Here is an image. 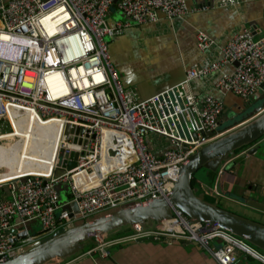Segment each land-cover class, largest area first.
I'll use <instances>...</instances> for the list:
<instances>
[{"label":"built area","instance_id":"obj_1","mask_svg":"<svg viewBox=\"0 0 264 264\" xmlns=\"http://www.w3.org/2000/svg\"><path fill=\"white\" fill-rule=\"evenodd\" d=\"M220 3L231 6L238 0ZM115 4L0 0V121L5 119L14 130L11 114L16 121L28 114L59 127V150L47 175L0 183V264L12 251L41 238L20 240L27 224L38 222L47 235L62 227L57 185L69 187L70 202L78 208L74 221L170 194L185 160L218 137L204 134L216 130L224 110L220 99L207 95L200 101L189 92L190 82L218 72L215 90L223 96L250 100L264 90V36L254 39L245 30L222 47L220 60L191 67L182 82L137 99L113 65L108 41L131 25L157 23L161 15L171 23L188 7L186 0H120L117 7L127 20L108 26L106 17ZM196 38L200 50L213 44L205 34ZM227 67L230 73L223 71ZM149 136L165 140L166 146L152 152ZM61 150L77 154L73 169L66 170L72 159L63 156L59 162ZM58 170L64 172L56 177ZM173 216L166 224L138 225L113 240L97 237L87 254L107 257L116 244L172 240L196 244L217 264H237L240 252L264 263V253L231 232L192 222L179 211Z\"/></svg>","mask_w":264,"mask_h":264},{"label":"crops","instance_id":"obj_2","mask_svg":"<svg viewBox=\"0 0 264 264\" xmlns=\"http://www.w3.org/2000/svg\"><path fill=\"white\" fill-rule=\"evenodd\" d=\"M118 2L111 7L106 17L108 26L127 20L117 7ZM186 4L188 12L171 23L161 15L157 23L131 25L108 41L111 60L123 85L137 99L148 98L182 82L191 67H204L220 60L222 47L245 30L254 39L264 36V0H238L236 5L231 6L222 5L220 0H186ZM199 33L205 34L213 42L207 50H200L197 46L196 37ZM223 71L230 73L232 68L227 67ZM219 76L217 72L194 80L187 88L200 101L207 95L220 99L224 105L220 121H226L240 105L254 98L242 100L232 94L223 96L215 90ZM260 93H264V90ZM10 117L14 130L0 137V141L4 138H16L17 141L9 146L0 145V183H4L2 174L7 180L28 174L47 175L59 149V127H55L54 123H39L29 115L18 121L13 114ZM148 141L154 153L166 146V141L159 138L149 136ZM252 149L256 151L247 154ZM235 156H245L235 170L227 172L222 179H216L215 173H208L211 180L215 178L213 183L195 184L206 201L264 224V137L238 150ZM58 189L60 204L70 202L69 187L61 184ZM214 189L218 195L214 194ZM4 193L9 197V193ZM247 198L259 203L262 211L249 207ZM60 216L59 211L57 221ZM35 226L41 232L38 222L31 225L32 232L35 233ZM59 226H66V220ZM131 230H119L104 238L106 241L113 240ZM94 246V242H89L80 254L54 261L53 264H217L199 246L181 244L180 241L140 240L120 243L108 248L107 257L97 253L88 255L87 252ZM237 264L264 263L240 252Z\"/></svg>","mask_w":264,"mask_h":264},{"label":"water","instance_id":"obj_3","mask_svg":"<svg viewBox=\"0 0 264 264\" xmlns=\"http://www.w3.org/2000/svg\"><path fill=\"white\" fill-rule=\"evenodd\" d=\"M78 131L79 129H76V133ZM69 133L70 128L66 127L64 134ZM215 136H218L216 140L185 160L170 194L106 211L84 221H74V217L78 215L76 203L66 201L62 204L61 202L62 206L59 210L61 216L58 218V223L62 224L66 220V223L72 221L73 225L60 227L54 233L47 235L42 230L37 234L32 232L31 225L37 223L27 224L19 235V239L25 240L29 236L38 235L41 238L23 246L19 252L12 251L9 254V260L4 264H53L54 261L80 254L86 245L89 242H94L97 237L129 229L135 225L152 227L171 220L175 211H179L195 223H208L212 227L227 230L259 252L264 253V224L206 201L198 193L197 187L192 185L194 173L201 168L206 170V175L215 173L216 179H222L227 172L235 170L244 160L245 156H235L236 152L251 146L264 137V93H260L257 98L240 105L228 120L222 119L214 132L204 134L205 138ZM149 146L152 149L151 143ZM183 151L186 150L183 149ZM255 151L256 149H252L247 154H252ZM63 156L73 160L68 164L66 170L73 169L76 165L77 154L67 156L61 150L58 155L59 162ZM63 172L58 170L55 172V176L59 177ZM58 190L56 188L57 193ZM2 191L8 193L6 184L3 185ZM60 201L61 198H59V205ZM247 204L253 209L262 211L258 206L260 204L252 202L249 198H247ZM180 243L190 242L180 241Z\"/></svg>","mask_w":264,"mask_h":264},{"label":"rangeland","instance_id":"obj_4","mask_svg":"<svg viewBox=\"0 0 264 264\" xmlns=\"http://www.w3.org/2000/svg\"><path fill=\"white\" fill-rule=\"evenodd\" d=\"M2 121H0V137H2L3 135H8L11 134L13 132V130L11 129L10 125L8 124V122L5 119H1ZM15 141H17L16 138H4L3 140L0 141V145L6 146V145H12ZM206 170L201 168L199 169L197 172L194 173L193 175V180L194 182L199 183H205V184H210V178H208V176L205 174ZM73 223L69 224L68 226H72ZM34 231L37 234L40 229L38 226L34 227ZM201 250H203V248H200Z\"/></svg>","mask_w":264,"mask_h":264},{"label":"bare ground","instance_id":"obj_5","mask_svg":"<svg viewBox=\"0 0 264 264\" xmlns=\"http://www.w3.org/2000/svg\"><path fill=\"white\" fill-rule=\"evenodd\" d=\"M3 39H4V40H5V39H8V40H15V39H13V38L10 37V36H4ZM27 115H28V114H27ZM58 150H59V149H58ZM2 168H5V167H1V169H2ZM1 174H2V173H1ZM28 175H34V174H28ZM28 175H23V176H28ZM37 175H39V176H43V175H41V174H37ZM37 175H36V176H37ZM2 176H3V179H4V180H3L4 183L19 178V177H17V178H13V179L7 180V177H5L3 174H2ZM20 177H21V176H20ZM3 181H2V182H3ZM58 186H59V185H57L56 188H58ZM56 192H57V191H56ZM71 200H72V197H71ZM181 214H182V213H181ZM173 215H174V214H173ZM182 215H183V214H182ZM183 216H184V215H183ZM173 217H174V216H173ZM184 217H185V216H184ZM185 218H187V217H185ZM172 219H173V218H172ZM187 219H188V218H187ZM192 222H193V221H192ZM163 223L166 224V223H168V222L165 221V222H163ZM135 226H138V225H135ZM135 226H133V227H135ZM165 226H166V225H165ZM133 227H131V228H129V229H132Z\"/></svg>","mask_w":264,"mask_h":264},{"label":"trees","instance_id":"obj_6","mask_svg":"<svg viewBox=\"0 0 264 264\" xmlns=\"http://www.w3.org/2000/svg\"><path fill=\"white\" fill-rule=\"evenodd\" d=\"M214 179H215V178H214ZM214 179L210 180L209 182L213 183V182H214V181H213ZM195 183H196V182L192 181V185H193V187L196 188L197 186H196ZM197 189H198V187H197ZM198 193H199V189H198ZM125 233H126V232H125ZM127 233H128V232H127Z\"/></svg>","mask_w":264,"mask_h":264}]
</instances>
